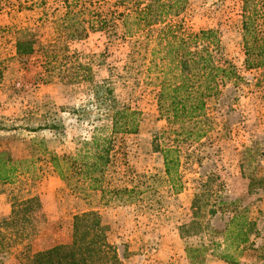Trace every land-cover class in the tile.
I'll return each mask as SVG.
<instances>
[{"label": "rangeland", "instance_id": "obj_1", "mask_svg": "<svg viewBox=\"0 0 264 264\" xmlns=\"http://www.w3.org/2000/svg\"><path fill=\"white\" fill-rule=\"evenodd\" d=\"M255 1H247L246 8H258ZM245 2L183 0L177 17L170 19L181 20L186 31L215 30L223 58L242 78L206 100L201 139L171 143L154 91L142 83V62L126 63L128 46L118 22L82 40L61 41L67 50L46 69L39 54L18 58L15 44L30 37L50 40L62 4L0 0V152L16 165L14 177L0 182V221L10 215L13 202L35 197L40 206L31 215L27 236L0 251V264H19L37 251L69 242L72 216L85 211L96 212L106 226L119 264H189L185 246L220 241L217 233L226 221L243 212L254 226L237 264H264V67H242ZM255 19L253 31L259 34L264 25ZM76 62L89 67L90 81L60 78ZM114 104L137 110L139 124L135 134L114 139L118 152L125 151L128 176L118 160L106 174L112 179L108 183L133 188V194L110 200L84 182L59 180L48 158L74 154L95 129L106 134L108 107ZM169 144L177 149V192L163 173L160 149ZM202 264L229 263L210 254Z\"/></svg>", "mask_w": 264, "mask_h": 264}, {"label": "trees", "instance_id": "obj_2", "mask_svg": "<svg viewBox=\"0 0 264 264\" xmlns=\"http://www.w3.org/2000/svg\"><path fill=\"white\" fill-rule=\"evenodd\" d=\"M35 1L39 4L45 2ZM57 1L62 4L63 12L54 22L53 37L46 43L31 37L18 41L15 44L16 56L22 58L39 54L43 59V68L47 69L55 65L59 53L67 50L65 44H59L61 41L82 40L89 32L107 30L118 22L128 46L126 63L142 62V83L151 86L154 91L156 111L165 122L166 134L173 137L171 143L201 139L206 133L201 128L206 100L219 95L226 84L242 81L236 67L223 58L215 30L186 31L181 20H170L181 11L183 0ZM247 1L252 0H246L241 10L242 67L245 71L264 67V31L259 34L253 31L255 18L262 20L264 25V3L257 0L258 8L253 5L248 9ZM60 78L67 83L91 80L89 67L77 62L69 65ZM108 112L106 134H102V128L95 129L89 140L83 142L74 154H51L48 162L63 182H73V185L84 182L87 189L98 191L101 198L107 195L113 200L123 194L129 198L133 188L113 186L108 183L112 179L106 174L118 160L123 166L124 176H128L129 166L123 159L125 151L122 148L118 152L114 139L137 132L139 112L115 104L108 107ZM35 129L50 127L38 126ZM160 153L166 181L172 191L177 192L180 186L176 146L169 144L161 148ZM4 156L5 153L0 152V182L10 181L16 173L15 162ZM39 207L35 197L11 204L10 215L0 221V251L27 236L24 233L31 215ZM253 226L243 212L233 213L223 230L217 233L221 236L220 241L185 246V259L189 264H202L211 254L226 263L237 264L240 247L249 241ZM106 231L96 212L77 213L71 218L69 242L37 251L19 264H119L115 248L106 239Z\"/></svg>", "mask_w": 264, "mask_h": 264}]
</instances>
